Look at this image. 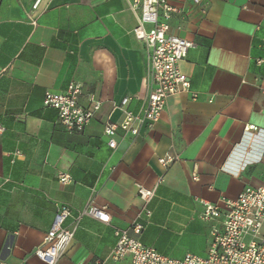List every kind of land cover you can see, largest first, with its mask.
<instances>
[{
    "label": "crops",
    "instance_id": "crops-1",
    "mask_svg": "<svg viewBox=\"0 0 264 264\" xmlns=\"http://www.w3.org/2000/svg\"><path fill=\"white\" fill-rule=\"evenodd\" d=\"M169 1L170 34L195 44L179 64L190 91L138 136L119 130L111 149L105 124L124 119L126 98L127 111H143L150 92L129 0H0V264H48L35 251L63 205L73 209L64 226H77L55 264L108 259L118 229L164 256L206 257L216 223L201 219L200 201L224 208L264 184V0ZM72 81L82 104L102 101L79 133L44 105ZM91 202L110 224L82 214Z\"/></svg>",
    "mask_w": 264,
    "mask_h": 264
},
{
    "label": "built area",
    "instance_id": "built-area-1",
    "mask_svg": "<svg viewBox=\"0 0 264 264\" xmlns=\"http://www.w3.org/2000/svg\"><path fill=\"white\" fill-rule=\"evenodd\" d=\"M204 4L206 0H193ZM131 10L137 15L138 23L133 30L135 37L147 50L150 74V92L143 111L135 114L126 110L129 99L122 101L125 115L121 122H107L104 136L111 149H116L119 130L138 136L147 122H157L166 105V101L181 92H189V77L179 67L188 52L195 46L192 41L170 34V19L177 9L169 0H129ZM35 23V22H34ZM84 87L78 81H72L65 93L48 91L44 105L58 112L59 123L69 132L84 131L101 108L102 101L93 94L87 95V105L82 104ZM197 98V94H193ZM246 132L257 130L246 127ZM5 128L0 125V133ZM172 156L161 159L168 166L175 162ZM69 175H63L61 182L67 184ZM143 198L152 197L151 191H141ZM201 219L216 223L212 227V240L206 257L187 254L182 259L164 256L156 249L146 246L140 240L131 237L126 230L118 229V241L108 259L96 260L95 264H264V184L245 189L236 200L227 201L221 208L209 201L202 200ZM83 215L94 217L105 224L111 223V214L107 207H99L91 202ZM73 216V209L63 205L59 208L54 224L35 255L48 264H55L64 254L74 238L77 223L65 227V222ZM140 234L144 225L134 223L132 227ZM3 264V263H1Z\"/></svg>",
    "mask_w": 264,
    "mask_h": 264
}]
</instances>
